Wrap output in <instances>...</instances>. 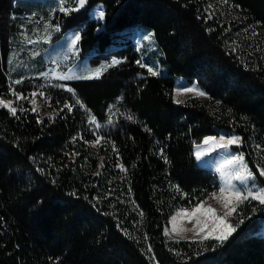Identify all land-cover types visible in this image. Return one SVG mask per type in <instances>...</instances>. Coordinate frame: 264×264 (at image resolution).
I'll list each match as a JSON object with an SVG mask.
<instances>
[{"label":"trees","instance_id":"1","mask_svg":"<svg viewBox=\"0 0 264 264\" xmlns=\"http://www.w3.org/2000/svg\"><path fill=\"white\" fill-rule=\"evenodd\" d=\"M16 3L0 0V100L25 97L15 115L0 106V264H264V205L251 198L223 244L165 235L176 209L219 190L195 145L221 129L240 136L232 146L264 186V0H87L60 13L61 31L79 30L82 56L119 63L99 78L18 84L8 74ZM134 23L153 31L165 72H148L125 31ZM177 76L206 95L175 99Z\"/></svg>","mask_w":264,"mask_h":264},{"label":"rangeland","instance_id":"2","mask_svg":"<svg viewBox=\"0 0 264 264\" xmlns=\"http://www.w3.org/2000/svg\"><path fill=\"white\" fill-rule=\"evenodd\" d=\"M16 1L19 10L14 14L16 26L11 31V51L8 57V74L12 81L24 79L32 75L40 76L46 80L60 79L59 77L62 75H69L73 77L87 75L91 70L106 67L113 60L118 61L117 58L112 56L103 58L98 62H93L89 56L81 55L79 41L75 45V48H73L70 41L75 33H79L80 35V32L76 27H71L64 32L61 31L62 22L59 20V15L61 13L59 11L61 0ZM64 6L71 7L72 4L69 2L65 3ZM103 8V4L98 3L91 9L92 15L100 19L98 17V13L99 11H103ZM46 25H59L60 31H54L53 27H49L47 31H45ZM125 31L133 33V38L136 41L142 59L149 62L148 66L156 73L165 72L166 65L162 60V49L157 42L153 31L150 28L138 23L128 26ZM149 34L152 36V39H144V37ZM108 68L109 67H107L106 70ZM105 71H103L102 74ZM42 73H47L48 75L44 76ZM193 87L197 88L199 91H203L206 95V91L196 80L190 81L184 76H177L173 92L175 99L183 100L189 96H199L195 92L183 91L185 88ZM33 99L36 101L35 105L41 109L44 104L43 98L41 96H35L32 97V100ZM1 100L5 102L10 101L12 106L16 107L15 101L18 99L16 96L11 94L2 96ZM47 111L48 109L44 110V112ZM221 136H224L225 138L230 136L240 138L236 132L224 129L219 130L217 135L207 137H215L216 140L219 141ZM204 139L195 145V154L198 151L204 152L205 149L211 148V144L205 145L203 143ZM241 154L243 155L242 151L236 150L232 145H230L228 148H215L214 150H209L206 154H203L200 159H198L201 164L216 171L220 179V188L218 191L214 192L215 197H213L212 193L198 204L202 205L203 208H213L217 216L224 217V219L231 225V215L225 216L226 209L224 208V198L228 191L233 190L232 186L236 189L244 191L245 194H247L248 190L259 191L264 189V186L257 181L256 177L255 179L247 180L246 183L235 179V173L239 166H229L225 162L230 159L232 155ZM243 163L246 168L250 170L245 161V157ZM221 188L226 190L225 193L222 194L220 192ZM239 203L240 202L237 203L233 201L230 206H234L236 208ZM197 205L192 207H181L174 211L166 226V228L169 229L168 235L170 237H191L203 240V234H197L195 230L196 218H192L190 220L187 217L178 215L181 209H187L190 212L192 208ZM197 215L201 220L205 219V216L202 213ZM173 216L177 217L176 227L178 229L182 228L185 230L180 233V235H177L172 231L173 225L171 223V218ZM207 219L209 220L210 226L211 217H207ZM260 231L264 233V223Z\"/></svg>","mask_w":264,"mask_h":264},{"label":"snow or ice","instance_id":"3","mask_svg":"<svg viewBox=\"0 0 264 264\" xmlns=\"http://www.w3.org/2000/svg\"><path fill=\"white\" fill-rule=\"evenodd\" d=\"M71 3L72 6L71 7H65L64 4L65 3ZM224 2H227V0H224ZM87 4V0H61V6L59 8L60 12L65 13L66 15L69 14L70 12H76L79 11L80 9L84 8L85 5ZM211 7V5L209 6ZM98 17L100 19H103L104 17V12L103 11H99L98 13ZM49 27H53L54 31H60V27L59 25L56 26H52V25H46L45 26V31H47V29ZM80 35L79 33H75L73 38L71 39L70 43L73 46V48H75V45L78 43V41L80 40ZM144 39L146 40H151L152 36L146 35L144 37ZM31 42V41H29ZM119 61L117 60H113L109 65H107L106 67H100V68H96L94 70H91L87 75H79V76H69V75H62L59 78L60 79H93V78H99L102 74L103 71L106 70L107 67H112L115 66L116 64H118ZM137 63H140V61H137ZM141 66L143 67L144 65L141 64ZM148 72L151 75H156L157 73L155 71H153V69L151 67L148 68ZM42 75L47 76V73H42ZM15 83H21V81L17 80L15 81ZM59 86V85H58ZM69 92L72 91L71 88L67 89ZM183 91L185 92H195L197 95L199 96H204L205 93L203 91H199L197 88L193 87V88H185ZM14 96L17 97V99H23L25 98L23 96V94L21 93H17L13 90L12 93ZM37 95V92H32L31 96L35 97ZM39 95L43 96L44 93L40 92ZM180 101H177V103H179ZM33 105H35L36 101L33 99L32 100ZM77 104H81V102L79 100L76 101ZM0 106L6 107L9 109V111L15 115L16 114V108L12 106V103L10 101L5 102L3 100H0ZM65 107H68L69 110H71V107L69 105H65ZM81 107H83V105L81 104ZM33 111H35V107L32 109ZM128 119H132L131 116L128 117ZM91 121L94 123L95 122V118H91ZM109 122H111V118L109 120ZM100 139H102L101 137H97L95 143H99ZM240 142V138L239 137H235V136H230L228 138H225L224 136H221L219 138V141L216 140L215 137H206L204 139V144L205 145H209L211 144V148L210 149H205L204 152H200L198 151L196 153L197 159H200L201 156L203 154H206L207 151L209 150H214L215 148H228L230 145L236 144ZM259 147V146H257ZM244 161V157L243 155H232L230 159L226 160V164L231 166V165H238V169L236 170L235 173V179L236 180H240L243 183H246L247 180L249 179H255L254 174L248 170L246 168V166L243 163ZM122 167V166H121ZM43 171V170H40ZM99 173H97L98 175ZM259 175L264 177V167L259 168ZM233 190H230L227 192V195L224 198V208L226 209L225 212V216L231 215L232 213H234L236 211V208L234 206H230L232 205L233 201L235 202H242L245 200H248L249 198H251L252 200H257L259 202V204L264 205V189H261L259 191H253V190H248L247 194H245L244 191H241L239 189H236L234 186H232ZM225 189L221 188L220 192L223 194L225 193ZM213 197H215V193L212 194ZM202 213L205 216L204 220H201L200 218H198L197 214ZM142 214V213H141ZM178 215H182L184 217L189 218L190 220L192 218H196L195 219V230L197 234H203V239L207 240L209 238H212L216 241H218L220 244H223L225 241H227L234 232H236V228L233 227L231 224H229L224 217L222 216H217L215 213V210L211 207H207V208H203L202 205H197L196 207L192 208V210L189 212L187 209H181L180 212L178 213ZM207 217H211V221H210V226H209V220L207 219ZM176 220L177 217L173 216L171 218V223L173 225L172 227V231L174 233H176L177 235H180V233H182L183 231H185L184 229L180 228L178 229L176 227ZM240 223H243V221L241 220ZM169 233V229L165 228V235H168ZM184 238V237H181ZM149 251H151V248L148 249Z\"/></svg>","mask_w":264,"mask_h":264},{"label":"crops","instance_id":"4","mask_svg":"<svg viewBox=\"0 0 264 264\" xmlns=\"http://www.w3.org/2000/svg\"><path fill=\"white\" fill-rule=\"evenodd\" d=\"M16 5H17V3H16Z\"/></svg>","mask_w":264,"mask_h":264}]
</instances>
